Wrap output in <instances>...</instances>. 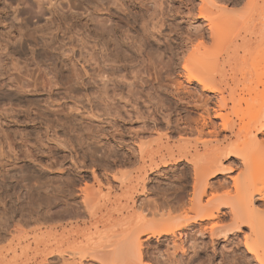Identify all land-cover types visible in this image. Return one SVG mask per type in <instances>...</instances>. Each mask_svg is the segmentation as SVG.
Segmentation results:
<instances>
[{
	"label": "bare ground",
	"instance_id": "bare-ground-1",
	"mask_svg": "<svg viewBox=\"0 0 264 264\" xmlns=\"http://www.w3.org/2000/svg\"><path fill=\"white\" fill-rule=\"evenodd\" d=\"M1 1L2 0H0V3ZM23 1L26 3L32 2L30 0H22L21 2ZM36 1L39 4L38 11L37 8L35 9L37 6L27 3L31 12L26 8L28 12L24 10L20 13L22 14L21 16H26V14H28L30 20L35 22V25H39L44 17H46V12L48 11L52 16V19L49 20V26L45 27L39 25L35 29L30 30L27 26L23 27L20 25L12 30L15 24L14 21L17 22L20 19V16L17 17L18 11L13 10L14 18L12 17V24H9V22L6 24L5 22H7V16L9 17L10 14L8 8L10 9L13 7L12 3L18 2L14 0L9 7H4L2 10L0 9V30L2 28L7 31L11 28L3 35L7 41L5 38L1 39L0 37V41H4V39L6 41L5 45H2V41V44L0 42L2 45L0 48L3 50H12L11 54L15 53L17 55H26L25 52L28 50L31 52L30 58L33 63L36 66H40V68L47 59L48 61L49 59L51 60V58H48V56L44 54V48L62 51L61 55H63L64 58V61H61L62 69H58L57 64H53L55 65V67H52L54 70L51 71L53 77L51 76V79H49V83L52 87L60 86L61 88L53 98L50 94L47 97H43L40 95L37 79L32 80V82L29 80L31 78L34 79V75L28 73L29 75L26 74L24 77L12 78L11 74L0 72V109L4 107L8 108L10 112L16 113V115H11L10 121L21 129L19 132L27 139H41L42 136H40V131L44 130L48 138L52 136V139L60 146L70 148L73 143H70V140H64L62 138L74 131L77 126H74L76 123L73 122L75 124L73 128H71V114L67 113V111H71V107L65 102L66 99H73L72 101L75 100L76 103L82 95L89 103L88 113L92 118H100V113L103 112V116L108 118L107 121L118 123V119L110 116L108 113L109 98H105L107 95L106 93H102L100 89L99 94L93 92V90L89 92L84 89V87H86L84 77L77 73L76 69H73L74 66L72 67L71 65L73 59L71 60V58H68L69 54L74 52V48L71 46L72 44L69 45L62 41L58 49H55L51 44V41L57 42V39L52 37L53 33L59 32L65 34L67 31L71 30L69 28L72 19L69 20L66 16H62L64 14L60 15L56 6L52 4L53 0H48L46 3L51 7L49 10L44 7V0ZM90 1L98 2V5L94 2L96 8L92 11L100 12L102 16L109 19H107L108 21L113 22L118 20L117 22L119 23L124 22L129 24L128 26H131L136 36H130V38L125 34L126 37L119 36L115 37L116 40H111L109 38L111 31L105 32L103 29L107 22L103 23V26L100 25L101 29H97L98 27L93 24L95 13L91 14V17L85 24L87 28L86 33L88 32L86 36L88 40L94 41L95 44L92 43L94 45H92V48L90 47L91 50L86 53L84 62L89 64V66H92L94 63L95 65H99V74L101 75L108 73L106 69L107 66L118 65L115 66L116 71L114 74L126 83L129 81L124 74L122 75L120 66L125 63L128 65L135 63L136 57L132 54V51L135 50V53L140 56L142 52H144V47H156L158 45V49L146 54L147 60L150 62L157 60L156 62H158L159 66H156L160 68L158 70L160 72L165 70V80L166 83H169L166 84V86H164L165 84L163 86L159 85V90L164 93V96L170 104L175 105V114L181 117L185 116L186 118L182 117L180 120H177V122H174L176 121L174 117L175 119L173 122L176 124L174 127L175 130H172L170 126H174V124L171 119H169L171 112L169 114L167 113L170 115L167 117L168 120L166 121V125L168 126L166 129L167 132L163 135H158L156 139L149 142L142 139H137L138 141L134 139L133 141L137 142H134L135 145L129 147L128 150L124 145V141L117 142L119 144L117 145L119 150L111 147V145L107 146L106 158L104 160L105 167L103 166L105 168L103 169L104 174H102V172L100 174L99 168H101V166L96 168L95 166H87L79 161L76 162L77 160H74L73 154H71V161L73 162L72 169H66V165L61 162L53 163L56 158L51 156V154H49L50 158H48L52 161L51 163L46 161L47 163L45 164L43 162L45 166L41 163V166L38 168H35L32 164L35 168H30L33 170L32 175L34 178H38V180H44L47 177L54 176L53 171H55V169H58L61 173L59 175H69V178L65 180L66 182H63L62 188L60 187L61 190L56 186L60 190L57 191L58 193H50L48 190L43 191L45 192L43 196L40 193L39 197L45 204L47 203L48 205V203H52L53 205H51L54 206V208L52 207L54 210L53 212L51 211L52 213L50 212L51 214L49 216V211L47 215L46 213L43 214L45 217L48 216V218L46 217L47 219L43 218L45 219L44 222L48 220V222L52 224L42 226L45 223L48 224V222L42 223L41 226L31 232V234L30 232L24 233L23 231L21 234V232L18 231L20 233L18 239L21 240L20 242H24L25 245H20L21 247L18 248V246L12 244L8 250L9 255L3 257L0 263L17 264L26 259H38L39 257H42L44 261H46L48 257L56 256V258L64 259L62 263L65 262L66 264L70 261L69 264H151L146 262V260H150L151 255L148 245L153 239L161 241L164 238L167 239L168 237H172L174 250H180L182 256H184L189 252L183 241V237L186 236L184 235V231L188 229L199 227L202 232H208L211 237H227L229 234L235 235L242 231L243 228L249 227L251 232L250 240L252 239V242L251 245L248 244L246 246L248 252L253 255L256 264H264V243L261 242L264 234V211L261 213L262 210L255 208L256 201H264V185L259 186L257 182L256 176L258 169L255 165L256 156L259 155L260 158L264 156V142L260 141L261 139L259 140L260 142L258 141V136L264 135V66L260 70L250 73V77H248L247 71L244 72L245 67H243V64L254 54L257 55L258 60H264V0H247L248 2H246V4H248H245V6H247L246 10L254 13L247 20H239L238 22H234V18L230 17V14L238 13L242 16L244 13L234 8L232 9L235 13L231 12L232 10L227 11L226 9L228 8H221L222 11L224 10V16L222 15L224 18L219 16L221 21H219L220 18L218 15L220 14H218L217 11L215 15H217L219 19L215 18L214 20V13H211V17H213L211 18L204 8V13L201 12L202 8H200L201 11L199 10L198 14L199 20L202 18H211H208V26L210 27H208L210 30V38L209 35L208 38L209 40L211 39L213 45L211 41H208L209 45L212 46L211 48L207 42L206 45V36L202 33H199V36L198 34L196 35L198 40H200L199 43L196 42V45H193L195 44L192 42L194 39L192 38L193 40L191 41L189 39L190 37L187 35L189 37H186L189 39L187 42L181 39L183 40L181 41L182 44L173 46L175 49L177 47L180 52H175L176 50L166 45V42L160 47L159 43L161 44V42L158 37V39L155 37V26L152 23L154 22L153 19L155 15L153 17L148 10L149 8H146L147 10L140 9L139 14H136L137 17L130 21L128 19L129 15H126L128 10L125 9V6L128 7V2H126V0H122L121 4L118 0H109V2L105 0ZM242 3H245V0L244 2L242 1ZM112 6L115 8H112ZM242 6H244V4ZM64 9L65 6H62V10ZM188 11L190 10L188 9ZM227 15L230 17L228 18L229 20L226 18ZM27 17L28 16H26V18ZM72 17H74V15H72ZM225 18L226 21L223 23V19ZM231 18H233L232 21L230 20ZM239 18L241 19V17L238 16V19ZM13 32L16 33V36L12 37ZM71 32L73 31H69L68 33L72 35ZM37 35L41 39L45 37L50 38H46L47 40L41 42L42 44L39 46ZM97 36L99 38H97ZM144 37L146 39L148 38L147 40L149 42L145 41ZM199 37L201 39H199ZM130 39L132 40L131 43L129 41ZM13 40L17 41V47L13 48V46L10 45L11 41L14 42ZM255 40H259V45L253 49L251 43ZM96 41H98V43ZM85 44L86 43L81 45L85 47ZM175 45H177V43ZM89 46L91 45L89 44ZM194 46L195 48H193V51L189 49V47L191 48ZM163 47L164 49L162 52L161 49ZM189 50L191 52H189ZM163 53H168L169 56L167 55V59L165 57L166 54L164 55L165 58H163ZM53 61L56 63L55 60ZM142 63L145 64V62ZM102 64L104 66H102ZM151 64L152 63H150V65ZM258 64L262 66L261 62H253V68H256V66L260 68ZM68 66L71 67L68 68ZM130 66L131 65H129V67ZM152 66L154 68L155 64ZM0 68H3L4 71L6 70V66L4 65L2 67L1 63ZM90 68H93V66ZM88 73L89 72L86 71L85 76L88 75ZM178 77L183 78L188 84L196 83L200 91L196 90L193 92L191 89L187 90L186 86L182 82H179L180 80H176ZM93 79V74H91L89 76V81ZM125 86L130 88L131 85L126 83ZM28 89L31 90L28 91ZM214 99L216 100L215 103H213ZM98 101H100V103ZM174 108L172 109L171 107V111H174ZM244 108L253 112H250L251 118H247V116L243 115L244 111L241 115V111ZM194 112L198 115L196 119H192L191 117V114ZM22 114H24V116H21ZM172 114H174V112ZM21 123H23L24 126L20 125ZM182 125H185L184 127H186V129L182 130V128H180ZM79 128L77 127L76 129L78 130ZM90 132L93 133V135L95 133L93 130H90ZM116 132L121 133L119 130L114 131V133ZM173 134L177 135L176 138L172 136ZM171 136L174 137V139ZM106 137H110L112 140L115 139L113 133H107ZM92 138L97 137L94 136ZM172 140L174 142H172ZM109 141L110 140H108V143ZM42 153L44 154L45 151L42 150ZM89 153L90 151L84 153L83 156L88 157ZM90 154L93 157L95 155H92V152ZM75 155H77L76 152ZM102 157L101 159H103ZM233 158H239L238 160L242 159L245 172L240 175L241 177L238 176V179L235 178V180L233 178L234 181H232L234 183L232 186H234L236 190V196L233 194L234 197L230 199L229 197H225L222 191L223 196L221 192H219V189L222 188L219 187L221 184L215 187V183L211 182V180L217 178L223 172L230 171L232 168L225 166V162ZM112 161V164L115 166L114 170L112 169L113 167L110 168L109 166V163ZM36 163H38V161ZM181 163L192 165L194 168L193 172H195V175L193 174V176H195V178H193L195 182L192 185L190 184L193 189L192 196L190 194L191 192L189 193L192 198L189 196L191 198L189 199L190 201L188 200L190 207L186 210L187 212L194 213V215H189L190 217L188 216L185 220L174 218V213L177 212V210H182V208L184 210L188 207L184 208L186 191L184 192L182 186H180L183 185L186 189L188 184L186 187L184 184H180L179 186L181 188L177 185L179 188H177V192L174 190L172 191V196L174 192V195H176V204L171 203L174 197H172L171 200L169 198L170 201L164 198L161 204L156 202L157 199H154L155 201L152 199L153 209L151 211V207L149 213H154L153 216L151 215V220L147 221L139 213L143 206L138 202L137 197H145L150 193L147 189V181L150 175L157 172L161 173L162 170H167V168L177 166ZM28 172L29 170L27 171L26 166H20L13 162V165L11 164L8 171L5 172L6 174L1 177L2 179L0 178V182L7 185V188L11 190V194L8 192L11 202L21 201L22 203V201H27V199L30 201L37 195L31 193L30 186L32 187L34 182H32V185H28L33 178L26 184L30 178H28L29 175L27 176ZM101 175L105 176L104 178H106L107 184L104 183ZM175 187L172 189H175ZM53 189L51 188V190L55 192ZM5 194L4 196H6ZM165 196H167V194ZM158 197L161 198V196ZM33 200L34 199H32V201ZM42 200L39 199L41 202ZM60 200H62L61 204L63 203L61 207L58 202ZM144 200L147 202V199ZM14 204L16 205L17 203ZM138 204L142 207H138ZM51 205L46 207L48 208ZM226 209H231V211L225 213L224 210ZM25 212L28 213L26 209ZM33 213H35V210L32 212V216ZM187 214L188 213L185 215L187 216ZM226 214L231 215V222L233 223H231L232 225H230V227L222 228L216 221H219L221 216H225ZM7 215L8 214L5 216L8 218ZM40 215L43 216L42 214ZM262 215L263 217L261 218ZM37 216L39 217V214ZM41 216L40 218L42 219ZM22 220L25 219L22 218ZM39 223L38 220L37 224L39 225ZM19 224H21V222ZM8 225L10 224L8 223ZM24 227H26V225ZM12 229L14 230L15 228ZM33 233L34 235L32 236ZM15 235L17 236L18 234ZM177 238L181 241L180 243L176 241ZM246 240L249 239L246 238Z\"/></svg>",
	"mask_w": 264,
	"mask_h": 264
},
{
	"label": "rangeland",
	"instance_id": "rangeland-1",
	"mask_svg": "<svg viewBox=\"0 0 264 264\" xmlns=\"http://www.w3.org/2000/svg\"><path fill=\"white\" fill-rule=\"evenodd\" d=\"M12 1H14V0H2L0 3V9L2 10L4 7H6V8L9 7V5L12 3ZM17 1H18L17 3H12L13 4L12 8H10V9L8 8V11L10 12V14H9V17L7 16V18H8L6 20L7 22H5L6 24H8V22H9V24L10 23L12 24L13 18H14L13 13L15 10L18 11L17 17L20 16V19L18 20L19 22L14 21L15 24H14L12 30H14L16 26H20V25H22L23 27L27 26L30 30L35 29L39 25L45 26V27L49 26V20L52 19V16L50 15V13H48V11L46 12V17H44V19L41 21V24L35 25V22L30 20V16L28 14H26V16H28L29 18L28 17L26 18L25 15L21 16L22 14H20L24 10L27 11V9H29L28 5H27V3H29V2H27V3L25 1L21 2L22 0H17ZM30 1H32V2L29 4H34V6H37V7H35V9L37 8V11H38V7H39L38 5L39 4L37 3V1L36 0H30ZM47 1L48 0L43 1L44 7L49 10V8H51V7H50V5L46 4ZM105 1L109 2V0H105ZM105 1H103V2L106 3ZM118 1L120 2V4L122 3V0H118ZM123 1H125V0H123ZM230 1H232V2H230ZM242 1L244 2V0H203V2H202V0H126V2H128V5H127L128 7L125 6V9H128L126 12V15L127 16L129 15L128 19L130 21H132L134 18L137 17L140 9L147 10L146 8H149L148 10L153 15V17L155 15L153 21L156 24L154 22H152V23L155 26V30H154L155 37L156 38L158 37L159 41L162 44L161 45L159 43L160 47H162L164 45L163 43L166 42L165 43L166 45L175 49L173 46H178V44L179 45L182 44L181 41H183V40L185 42H187V40H189V39L191 41L194 39L192 42L195 43L193 45H196V42L199 43V41H200L196 37L197 34H198V36L200 35L199 33H202L206 36L205 43L207 42L209 45V42L211 41V39L209 40V38H210V30H209L210 27L208 26L209 25L208 24V18L209 17L207 19L202 18L199 20L198 14H199L200 8H202V11L200 10L201 12H203V8H204V10L207 11L206 13L210 17H211V13H214V15H215L216 11L218 12V14H220V15H218V17L222 16L223 11H224V10L222 11L223 8H228V9H226L227 11L232 10L231 12L235 13V11H233V9H232V8H234V9L244 13V15H242V16L238 13H235L236 15L230 14V17L234 18V20H233V18H231L230 20L231 21L233 20L234 22H238L239 20H241V21L242 20L244 21L245 19L247 20L254 13L252 11L248 12L246 10L247 6H245V4L248 1L245 0V3H242ZM94 2L98 5V2H96V1H94ZM94 2H92L90 0H53L52 4L56 6L60 15L64 14L62 16H66L69 20L70 19H72V20L75 19V20L74 21L71 20V24H70L71 26L69 28V29H71L69 31H73V32H71L72 35H70V33H68L69 31H67V33H65V34L55 32L52 34V37L56 38L58 43L56 41H53V42L51 41V44L53 45V47L55 49H58L60 47V45H61L60 42H62V41H64L66 44H69V45L72 44L71 46H72V48H74V50H73L74 52H71V53L69 52L70 54H69L68 58H71V60L73 59L72 63H71L72 67L73 66L75 67V68L73 67V69L74 70L76 69L77 73H79L81 76L84 77L85 84H86V87H84V89L88 90L89 92H91L93 90V92H96L98 94L100 93V91L102 93H106L107 95L105 96V98L106 97L109 98V101H108L109 111H108V113L110 116L117 118L118 123H115L114 121H107L108 118L103 116V112L100 113V118H92L90 116V114L88 113L89 103L86 100V98H84L82 95L79 97V99L76 103H75V100L72 101L73 99L72 100L66 99L67 101L65 100V102H67L69 104V107H71V111H67V113L71 114V120L72 121L69 118V120L72 123L71 128H73V125L75 123L76 124L74 126H77L78 128L80 126H82V127H80L78 130L76 129L77 128L76 127L75 129L77 131L74 129V131L70 132V134H72V135H70V134L66 135L69 137L63 136L62 139L70 140V143H73V144H71L72 146L70 148H64V146H60L58 143H56L52 139V136H49V138H48L47 134L45 133L44 130L40 131V136H42L41 139H35V140L34 139L33 140L27 139L26 137H24L23 134H21V132H19L21 129H19L17 127V125H15L14 123H11V121H10L11 115H16V113L14 114V113L10 112L8 110V108L1 107V109H0V174H1L0 178L6 174L5 172L8 171L11 164L13 165V162L17 163L20 166L21 165H23L24 167L26 166L27 171L29 170V172H31V173H29V172L27 173V176L29 175L28 178L29 177L30 178L28 179L29 181L26 184H28L33 178V180L30 182L31 184L29 183L28 185L30 186L33 184L32 182H34L32 187L30 186L31 193H34V195H36V194L37 195L35 196L36 199L34 197L32 198V199H34L33 201H32V199L30 201H29V199H27V201L26 200L22 201L23 205H22L21 201L20 202H14V203H17L16 204L17 207H16V205L13 202H11V200H10L9 193L11 194V190L7 188V185L0 182V227H1V229H0V235H1L0 240L2 241V242L0 241L1 242V244H0V260L3 257H5L6 255H9L8 250L10 249L12 244H14L15 246H18V248L25 245L24 242H20L21 240L18 239L20 236V233L18 231H20L21 234L23 232L24 233L30 232V234H31V232H33L35 229L39 228L42 223L48 222V220H46L45 222H44V220L47 219L48 216L53 212L54 206H52L53 205L52 203H48V205L52 204L51 206L48 207L49 208L48 209L46 207V206H48L47 203L45 204V202L39 197L40 193L42 196L45 193V192H43L45 190H48L50 193H58L57 191L60 189V187L62 188V184H64L63 182H66L65 180H67L69 178L68 177L69 175H63V176L59 175L61 173L58 171V169H55V171H53L54 176L52 175L51 177H47L48 179L46 178L44 180L43 179L38 180V178L36 179L33 177V175H32L33 170H31V169H35L36 167L38 168L39 166H41L40 165L41 163H42V165L45 166V164L47 162H49V163L52 162L48 159V158H50L49 154H51V156H54L56 158L53 161V163L61 162L64 165H66V167H65L66 169H72V167H73L72 166L73 162L71 161V156H72L71 154H73L74 160L75 159L77 160V161L75 160L76 162L79 161V162H81L87 166H90V167L95 166L96 168H99V166H101V168H99L100 174H101V172H102V174H104L103 169H105L104 168L105 167L104 166L105 165L104 160L106 158V147L107 146L111 145V147L119 150V148L117 147V145H119V144L117 142H123L124 141V145L126 146V149L128 150L129 147H132V145H135V143L138 141L137 139H142L144 141L149 142V141H152L153 139H156L158 135L165 134L167 132L166 129L168 128V126L166 125V121L168 120L167 117L170 116V115H168L170 112H171V116L169 119H171L172 122L174 121L175 118H176V121H174V122H177V120H180V118L185 117V116L181 117L178 114H175L176 113L175 105L170 104L169 101L164 96V93L161 90H159L160 89V87H158L159 85L163 86L165 84L164 86H166V84L169 83V82L166 83V80H165V77H166L165 70H162L161 72L158 70L160 68L158 67L159 66L158 62H156L157 60L152 61V62L147 60L146 54H148V52H153L156 49H158V47H159L158 45H157L158 47L156 46L157 48L155 46L154 47H144L143 48L144 52H142V55H140V56H139V54L135 53V50H133L134 53L132 51V54H134V56L136 57V60H135V63L129 64L132 67L131 66L129 67V65L126 63L125 64L122 63L123 65L120 66L122 75L124 74V76L127 77V80L129 81L126 83H129L131 85L130 88L125 86L126 83L124 80L120 79L117 75L114 74L116 71L115 66H118V65L107 66L106 69H107L108 73L105 75H101V74H99V71H100L99 65H95V63H94V64H92L93 68H90L92 66H89V64H86L84 62V57H85L86 53L88 51H90L91 50L90 47L92 48V45L95 44L94 41L88 40L87 36H86L88 34V32L86 33L87 28H86L85 24H86L87 20L91 17L90 16L91 14L95 13V15H96V17L94 15L93 24L96 27H98L97 29H101L100 27L104 25L103 23L107 22L104 25V28L103 27L102 28L104 29L105 32L111 31V34L109 35V38L111 40H116L115 37H119V36L122 37V36H125V34L128 35L129 37L130 36L133 37L135 35L134 30L131 29V26H128L129 24H126L124 22L119 23V22H117L118 20L117 21L115 20L113 22L108 21L109 19L107 17L102 16L100 12L92 11L94 8H96V4ZM243 4H244V6H242ZM224 5L227 7H225ZM62 6L63 7L65 6L64 10H62ZM112 8H115V7L112 6ZM188 9L190 11H188ZM218 10H220V11H218ZM29 12H31V10ZM228 13H226V14H228ZM72 15H74V17H72ZM215 16H214V18L213 17H211V18H213L214 20H215V18L217 19L218 18L217 15H215ZM228 16L229 15H227V17H226L227 19L230 18ZM238 16L241 17V19L240 18L238 19ZM245 16H247V17H245ZM211 18H209V19H211ZM226 18L223 19L224 20L223 23L226 21ZM219 21H221V18ZM217 23H218V20H217ZM125 24L127 25L128 28L126 27ZM212 25H214V24H212ZM10 29H8V30H10ZM7 31H5L1 28V30H0V32L2 33V35L0 33L1 39L5 38V37H3V35H5V33ZM127 33H129V34H127ZM13 34H12V37L16 36L15 32H13ZM208 35H209V38H208ZM125 37H124V39H125ZM183 37H185V38H183ZM186 37H188L189 39ZM46 38H50V37H45L44 39H41L37 35V42H39V46H40V44H42L41 42H44L47 40ZM78 38H82V39H78ZM97 38H99V37L97 36ZM5 39H4V41L1 40L3 42V44L0 41L2 45H5V42L7 41V39H6V41H5ZM144 39H145V41L149 42L147 40L148 38L146 39L144 37ZM181 39H183V40H181ZM199 39H201V38L199 37ZM97 40H99V39H97ZM129 41L131 43L132 40L130 39ZM96 42L98 43V41H96ZM84 43H86L88 45L85 44V47H83L81 44H84ZM92 43H94V44H92ZM176 43H177V45H175ZM207 43H206V45H207ZM1 44H0V47H2ZM89 44L91 46H89ZM211 44L213 45L212 41H211ZM10 45H12L14 48V47H17L18 43L15 40L14 42L11 41ZM258 45H259V40L258 41L255 40L251 43V46L253 49L255 47H257ZM211 47L212 46H210V48ZM193 48H195V46L191 47V48L189 47V49L192 51H193ZM0 49H1V51H0L1 66L2 67L4 65L6 66V68H5L6 70L4 71L3 68H0V72H2L4 74L9 73V74H11L12 78L24 77L26 74L27 75H29V74L34 75V79L31 78L29 80H30V82H32V80L37 79V84H38V87L40 88V95L41 96L47 97L50 94V95H52V98H53V96L57 95L58 90L61 87L60 86L52 87L49 83V79H51V76L53 77V74L51 73V71L54 70L52 68L53 66L55 67V65L57 64V68L62 69V62L64 61L63 55H61L62 51L51 50V49L49 50V49L44 48V54L47 55L48 58H51V60L49 59V61H50L49 62L47 59V61L49 63L47 61L46 62L49 65L45 62L44 63L45 65L43 64L40 68V66H36L33 63L32 59L30 58L31 52L28 50L25 52L26 55H17L15 53H12L13 54L12 55L11 54L12 50H9V49L3 50L2 48H0ZM163 49H164V47L161 49L162 52H163ZM2 50H3V52H2ZM97 50H98V48H97ZM175 50H176L175 52L178 51L177 47ZM190 50H189V52H191ZM178 52H180V51H178ZM164 55H165L166 59L169 56L168 53H163V58H165ZM100 57H101V55H100ZM14 58L17 60H15ZM53 60H55L56 63ZM12 61H13V63H12ZM255 61L261 62L262 66L258 64L260 66V68L258 66H256V68H253L252 63ZM263 61L261 59L258 60L257 55L254 54L253 56H251L250 59H248L243 64V67H245L244 72L247 71L248 77H250V75H249L250 73H254V72L260 70L264 66ZM142 62H145L146 65L143 64ZM150 63H152V64L150 65ZM53 64H55V65H53ZM73 64H75V65H73ZM142 64H143V67H142ZM154 64H155V66L156 65H158V66H156V67L154 66V68H153L152 65H154ZM102 66H104V65L102 64ZM70 67L68 66V68H70ZM139 68H141V69H139ZM83 69H84V71H83ZM86 71L89 73H88V75L85 76ZM32 72H34V73H32ZM112 72H113V74H112ZM91 74H93L94 79L92 81H89V76ZM176 80H180L179 82H182L186 86L187 90L191 89L193 92H195L196 90L200 91L198 89V86L196 83L188 84L181 77H178ZM99 89H100V91H99ZM30 90L31 89H28V91H30ZM213 101H214L213 103H215L216 100L214 99ZM98 102L100 103V101H98ZM162 102H163V104H162ZM168 104H170V105H168ZM160 107H161V110H160ZM171 107H172V109L175 107L174 111L173 110L171 111ZM167 109H169V110H167ZM245 109L246 108H244L241 111V115H242V112L244 111L243 115L247 116V118L248 117L251 118L250 112L251 113H253V112L249 109H246V112H245ZM19 110H21V109H19ZM23 110H25V109H23ZM173 112H174V114H172ZM194 113L191 114L192 119H196L198 117V115L196 113H195L196 114L195 115ZM24 114H22L21 116H24ZM193 117H195V118H193ZM73 122H75V123H73ZM174 122H173L174 126H172V125L170 126V129H172V130H175L174 127H175L176 123H174ZM217 122H219V121H217ZM24 123H25V121H24ZM20 125L24 126L23 123H21ZM184 126L185 125H182V127H180V128H182V130L186 129V127H184ZM90 130H93L95 132L94 135H93V133L90 132ZM115 130H119L121 133H117V132L114 133ZM78 133H79V135H78ZM107 133H113L115 135V139L112 140L110 137L107 138L106 137ZM119 135H121V136H119ZM94 136L97 138H92ZM172 136H174L176 138L177 135L173 134ZM65 137H66V139H65ZM174 137H172V138L174 139ZM134 139H136L137 141L136 142L133 141ZM79 140H80V142H79ZM108 140H110L109 141L110 144L108 143ZM259 140L264 142V135L263 136L259 135L258 141ZM172 142H174V141L172 140ZM42 150L45 151L44 154L42 153ZM89 151H90V153L92 152V155L95 154L94 157L91 156L90 153H89L88 157L83 156L84 153L89 152ZM75 152L77 155H75ZM101 157L103 159H101ZM112 158H114V157H112ZM258 158H259V160H258ZM238 159L233 158V159L225 162V166H227V167L229 166L232 169L230 171H226V172L221 173L217 178L211 180V182L215 183V187L219 186V184L223 185L224 188L221 185L219 186V187H222L221 189H219V192L222 191L223 194L225 195V197H229L230 199H232L234 197L233 194L236 196V190L234 189V186H232L234 183L233 182L234 179L237 178L238 176L241 177L240 175H242L245 172V167L242 163V159L241 160H238ZM29 160H31V161H29ZM110 160H113V159H110ZM255 160H256L255 165L257 166V169H258L257 170L258 173L256 176L257 182L259 183V186H263L264 185L263 184L264 183V156L260 158L258 155V156H256ZM37 161H38V163H36ZM112 163H113V161L109 163V166H110V168L113 167L112 169L114 170L115 166ZM32 164L35 168L32 166ZM77 164H79V163H77ZM193 171H194V168L192 167V165H189L186 163H181L177 166H171L170 168H167V170L164 169L161 171V173L157 172V173H153L152 175H150V177L147 181V189L149 190L150 193H148L145 197L144 196L143 197L139 196L140 198L137 197L138 202L143 206L142 207L140 204H138V207L139 206L142 207L140 212H139L140 215H142L147 221L151 220L150 218H152L154 212H151V214H150L149 211L150 210L152 211V209H153L152 201L154 199L155 200L157 199L156 202L161 204V203H163L164 198H165V200H166V198L168 200L170 198V200H171V198L174 197L171 200L172 201L171 203L176 204L177 200H175L176 195H174V194H175V192H177L178 187L181 188L180 186H182L184 192L186 191L185 192L186 193L185 194V199H186L185 201L186 202L184 203V208L187 206L188 207L184 210L182 208L183 211L177 210V212L174 213V216H175L174 218H181V220H185L188 218L189 215L190 216L194 215V213L186 211L190 207L189 206V201H190L189 199L192 198L191 196H192V192H193L192 186H190V184L192 185L195 182V179H194L195 176H193V174L195 175V172H193ZM101 176L104 180V183L107 184L106 178H104L105 176H103V175H101ZM179 179H180V181H179ZM17 181H18V178H17ZM41 181H42V183H41ZM44 181L46 184L44 183ZM51 181H52V183H51ZM35 183L37 184V187H36ZM40 184H41V186H40ZM180 184H184L185 187L188 184V186H187L188 188L186 187V189H185L183 187V185H180ZM216 184H218V185H216ZM177 185H178V187H177ZM56 186H58L59 189ZM43 187H44V189H43ZM45 187H46V189H45ZM53 187H54V189H53ZM173 187H175V189H172ZM51 188L55 192H53L51 190ZM227 188H228V190H227ZM173 190L175 192L172 196ZM222 192H221V195H222ZM165 193L167 194V196H165L166 195ZM189 193L191 194V196ZM4 194L7 196V198H6V196H4ZM157 195L161 196V198L158 197ZM155 196H156V198H155ZM158 198H160V199H158ZM39 199L42 200V202L39 201ZM144 199H147V202L149 203V205L146 202V200H144ZM3 200H7V201H3ZM174 200H175V202H174ZM10 202L12 203V205ZM25 202H27V203H25ZM58 202L60 204L59 206L61 207L63 204V203L61 204L62 200H60ZM19 204H21V205H19ZM34 204H35V206H34ZM4 205H6V206H4ZM255 208L262 210L261 213H263L264 201H256L255 202ZM22 209H24V210H22ZM25 209H26V211H28V213L25 212ZM8 210H9V212H8ZM34 210H35V213H33V216H34L33 217L32 212H34ZM48 211H49V214H48ZM184 211H186V212H184ZM230 211H231V209L230 210L229 209L224 210L225 213H228ZM14 212H15V214H14ZM36 213H37V215L39 214V217L36 215ZM45 213H46V215L48 214V216H46L47 218L45 217V215H43ZM186 213H188L187 216L185 215ZM6 214H8L7 215L8 218L5 216ZM40 214H42L44 217L41 216ZM19 215H21L22 217ZM9 216L10 217L12 216V217L10 218ZM40 216L42 217V219L43 218H45V219L42 220L40 218ZM262 217H263V215L261 216V218ZM22 218L25 219L26 221L22 220ZM36 219H37V222H36ZM18 220H19V222H18ZM38 220L40 222L39 225L37 224ZM41 220H42V222H41ZM220 220H222V221H220ZM220 220L219 221L221 223L219 221H216V222H218V224H220L219 226L222 228L230 227V225H232L231 223H233V222H231L232 219H231V215H229V214H226L225 216L222 215ZM23 221H24V223H23ZM20 222H21V224H19ZM27 222H28V225H30V224H32V225L28 226ZM8 223L10 225H8ZM45 224H43L42 226H48V225H51L52 223L48 222V224L47 223H45ZM25 225H26V227H24ZM33 226H35V227H33ZM3 228H6V229H3ZM12 228H15V229L13 230ZM15 230H17V231H15ZM7 232H9V233H7ZM201 232H202V230L199 227H196L194 229L191 228V229L184 231V235H186V236L183 237V241H184L186 248L189 251L184 256H182V252L180 250H174L173 245H172V243H173L172 237H168L167 239L164 238L161 241L155 240V239L151 240V242L148 245V249L150 251L151 256H150V260L147 259L146 262L151 263V264H256L253 255L248 252V249L246 247L248 244L251 245V242H252V239L250 240L251 232H250L249 227L243 228L242 231L238 232L235 235L229 234L227 237H224V236L211 237L208 232H202V233ZM12 233H15L18 235L16 236L15 234H12ZM33 235H34V233L32 234V236ZM246 238L249 240H246ZM4 239H5V241H4ZM14 240H16V241H14ZM176 241L178 243L181 242L179 240V238H177ZM15 242H17V243H15ZM261 242L264 243V234H263ZM2 243H4V244H2ZM57 258H56V256H54V257L51 256V257H48L46 261H44V259L42 257H39L38 259H30V260L26 259V260H23L22 262L17 263V264H51V261H52V264H66L65 262L62 263V261L64 259L62 260V258L61 259L60 258L57 259ZM53 260H55V261H53ZM56 262H58V263H56ZM66 262H67V260H66ZM68 262H69V259H68ZM3 264H8V263H3Z\"/></svg>",
	"mask_w": 264,
	"mask_h": 264
},
{
	"label": "crops",
	"instance_id": "crops-1",
	"mask_svg": "<svg viewBox=\"0 0 264 264\" xmlns=\"http://www.w3.org/2000/svg\"><path fill=\"white\" fill-rule=\"evenodd\" d=\"M0 264H2V263H0Z\"/></svg>",
	"mask_w": 264,
	"mask_h": 264
}]
</instances>
